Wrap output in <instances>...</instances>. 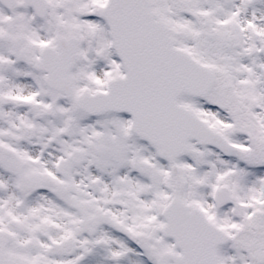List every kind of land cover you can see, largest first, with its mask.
I'll return each instance as SVG.
<instances>
[{
	"label": "snow or ice",
	"instance_id": "1",
	"mask_svg": "<svg viewBox=\"0 0 264 264\" xmlns=\"http://www.w3.org/2000/svg\"><path fill=\"white\" fill-rule=\"evenodd\" d=\"M0 264H264V0H0Z\"/></svg>",
	"mask_w": 264,
	"mask_h": 264
}]
</instances>
